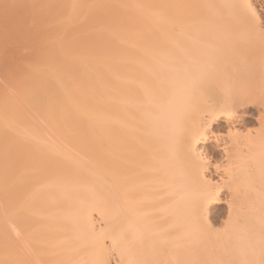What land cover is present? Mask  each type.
Returning a JSON list of instances; mask_svg holds the SVG:
<instances>
[{"label":"bare ground","instance_id":"6f19581e","mask_svg":"<svg viewBox=\"0 0 264 264\" xmlns=\"http://www.w3.org/2000/svg\"><path fill=\"white\" fill-rule=\"evenodd\" d=\"M233 2L0 0V264L264 260V0Z\"/></svg>","mask_w":264,"mask_h":264},{"label":"clouds","instance_id":"9594fccd","mask_svg":"<svg viewBox=\"0 0 264 264\" xmlns=\"http://www.w3.org/2000/svg\"><path fill=\"white\" fill-rule=\"evenodd\" d=\"M225 7L231 13L240 7V5L234 3L233 0H226ZM243 14L246 18V24L244 25L243 38L236 41L237 45L252 46L258 44L261 48H264V27L259 26L255 10H252L250 6H245ZM171 99V96L160 98L154 103L153 107L156 108L158 113H163L170 104ZM208 112L211 114V110ZM245 264H264V260L257 259L252 262H245Z\"/></svg>","mask_w":264,"mask_h":264},{"label":"rangeland","instance_id":"374dc122","mask_svg":"<svg viewBox=\"0 0 264 264\" xmlns=\"http://www.w3.org/2000/svg\"><path fill=\"white\" fill-rule=\"evenodd\" d=\"M212 215H214L211 218L213 222L220 224L221 220L225 217V209L222 206H219Z\"/></svg>","mask_w":264,"mask_h":264}]
</instances>
